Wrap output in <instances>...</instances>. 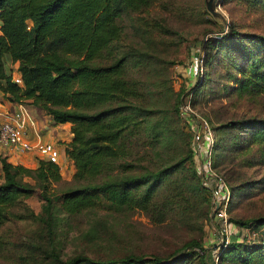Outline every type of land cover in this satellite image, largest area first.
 <instances>
[{
  "label": "rangeland",
  "instance_id": "374dc122",
  "mask_svg": "<svg viewBox=\"0 0 264 264\" xmlns=\"http://www.w3.org/2000/svg\"><path fill=\"white\" fill-rule=\"evenodd\" d=\"M216 8L223 14L222 19L215 18L206 9L205 0H150L140 8L123 9L117 16L122 28L120 36L111 41L103 57L94 61L110 63L122 58L123 76L136 81L138 90L137 96L127 102L153 110L150 119L156 123L160 136L147 154L143 131L137 129L127 139L131 166L125 171H112L108 176L140 172L146 163L153 169H161L181 159L157 182L153 195L157 207L151 212L139 207L118 208L103 199L75 212L67 211L60 197L75 184L74 169L70 174L65 167L61 168L65 166L61 160L57 163L61 178L45 188L54 200L51 209L53 243L45 223L44 199L36 192L22 196L10 206L9 218L0 223V264H61V259L74 253L113 258L131 252L145 257L159 256L162 264L212 262L211 250L220 240L219 229L216 221L210 223L205 219L206 196L193 174L188 152L190 141L177 115L176 103L177 89L186 90L195 81L196 75L190 76V70L195 69L197 60L205 54L202 39L219 31L223 36L206 51L207 75L197 87L192 102L195 109L208 115L213 125H218L215 128L218 163L233 186L229 218L249 221L264 215V141L251 139V131L245 124L229 127L226 124L229 119L240 117L264 121V92L247 93L235 88V80L241 76L240 67L251 55L261 52L256 38L264 34V0H218ZM27 24L31 25L30 19ZM7 65L12 72L16 64L9 61ZM0 100L5 107L3 112L12 109L16 102L9 100L1 87ZM20 101L31 117L27 123L31 142L38 140L33 138L34 134L41 140H53L62 151V158H69L65 147L73 137L70 122L65 121L69 125L63 127L68 130L69 138L43 139L37 134L41 121L36 116L47 113L45 108L35 105L30 97H22ZM117 104L108 101L91 110ZM143 113L145 111L140 110L137 116L142 117ZM13 152L17 153L13 156ZM13 152L6 153L0 145V153L13 163L35 167L42 158L33 147ZM1 166L0 159V180ZM23 178L38 183L28 174ZM237 233L246 241L260 236L259 232L246 236L244 230ZM192 238L201 240L204 248L194 246L196 254L189 250L193 247L185 248L180 256L184 258L170 260L177 254L171 255L172 250L184 247L185 241ZM179 251L181 253L182 249ZM221 264L241 263L237 257H226Z\"/></svg>",
  "mask_w": 264,
  "mask_h": 264
},
{
  "label": "trees",
  "instance_id": "16d2710c",
  "mask_svg": "<svg viewBox=\"0 0 264 264\" xmlns=\"http://www.w3.org/2000/svg\"><path fill=\"white\" fill-rule=\"evenodd\" d=\"M149 2L150 0H0V87L7 93L9 100L18 101L22 97H30L35 105L45 108L53 122H70L73 137L65 151L74 165L72 178L75 184L60 197L61 204L67 211L75 212L107 199L118 208L139 207L151 212L157 207L153 200L157 182L168 174L167 169L170 170L181 161L178 159L174 164L161 169H153L146 163L140 172H126L114 178L108 176L112 171H125L131 166L127 157L131 155L127 139L137 129L143 131L141 134L145 138L142 141L147 154L148 148H152L155 139L160 137L156 123L150 119L153 110L127 102L137 96L138 90L136 81L123 76L122 58L110 63H94L104 56L111 41L120 36L122 28L117 21L120 11L137 9ZM28 19L31 20V25L27 24ZM222 36L223 33L219 31L216 35L202 39L201 47L205 53L202 57V74L199 77L196 75L195 81L186 90L177 89L176 103L177 115L190 141L188 152L193 174L206 196L205 219L210 223L214 220L210 189L202 183L198 173L189 124L190 115L184 118L180 114L179 103L183 92H191L193 105L197 87L205 81L208 71L206 51ZM256 40L261 52L251 55L245 61L246 64L240 67L241 76L235 80V88L240 92H264V34L259 35ZM9 61H18L22 84L12 80L7 65ZM190 72V76H194L196 69H191ZM108 101L118 104L91 110ZM140 110L145 111L142 117L137 116ZM202 114L210 122L215 135L218 125H213L208 115ZM226 124L228 127L245 124L251 131V139L264 141L262 119L240 117L229 119ZM213 148L212 164L217 173L229 183L233 194V186L219 167L216 137ZM7 157L0 153V223L9 218L12 214L10 206L20 197L36 192L44 199L43 206L47 212L45 223L53 243L51 236L54 219L51 209L54 200L46 193L45 188L51 181L61 178L59 165L42 157L35 167H28L13 163ZM24 174L31 175L38 183L24 179ZM229 209L230 203L228 211ZM229 219L240 227L253 228L260 236L246 241L237 232L232 233L228 243L219 252L218 264L226 257H237L241 264H264V215L249 221ZM184 244V247L172 250L171 255L174 252L177 254L170 260L180 261L184 258V255L182 258L180 256L185 248L193 247L189 250L194 254L197 251L194 246L204 248L202 241L197 238L185 241ZM161 260L156 255L145 257L132 252L113 258L74 253L61 259V264H162Z\"/></svg>",
  "mask_w": 264,
  "mask_h": 264
},
{
  "label": "built area",
  "instance_id": "2783aa9c",
  "mask_svg": "<svg viewBox=\"0 0 264 264\" xmlns=\"http://www.w3.org/2000/svg\"><path fill=\"white\" fill-rule=\"evenodd\" d=\"M195 69V75L199 77L203 71L202 58L197 60ZM11 78L16 83L22 84V78L17 65H15L14 70L11 72ZM191 95V92H183L181 94L179 103L180 114L184 118L190 115L189 124L192 132V144L195 150L198 173L202 183L210 189L212 217L218 223L220 240L215 242L217 246L211 250L213 260L209 264H218L219 252L228 243L232 233L244 230L246 236H251L255 235L258 231L251 227H240L229 219L228 206L232 189L226 179L217 173L212 164L215 141L214 130L208 119L192 105ZM29 118H31L30 114L20 100L14 103L12 109H6L0 118V145L3 146L6 153L29 150L33 147L41 157L60 163L62 151L56 142L41 139L31 142L28 134L30 129L27 127Z\"/></svg>",
  "mask_w": 264,
  "mask_h": 264
},
{
  "label": "crops",
  "instance_id": "0c3cea01",
  "mask_svg": "<svg viewBox=\"0 0 264 264\" xmlns=\"http://www.w3.org/2000/svg\"><path fill=\"white\" fill-rule=\"evenodd\" d=\"M14 64L17 65L18 61H14ZM0 102H1V100H0ZM3 105H4L3 103H0V114L3 112L2 110L5 108V107L4 108L2 107ZM0 117H1V115H0ZM36 117H37V119H40V121H41V125L38 126V124H37V126H38L37 134L38 133L41 134V137L43 139L45 137H46V139H52V138H56V137L61 139V138H64L65 136H67L68 130H66L63 127H65V126L68 127L69 122H62V123L61 122H58V123L53 122L51 120V118H50V114L49 113L43 114L42 117H40L38 115ZM34 119H35V122L37 123L36 118H34ZM33 138L34 139H39L38 135H35V134H34ZM67 138H69V136H67ZM15 153H17V152H13L12 155L14 156ZM62 163L65 166H63L61 168L65 167L66 170H68L69 173L71 174L73 169H74V165H73L72 159H69L68 157L67 158L63 157L62 158Z\"/></svg>",
  "mask_w": 264,
  "mask_h": 264
},
{
  "label": "water",
  "instance_id": "95a60500",
  "mask_svg": "<svg viewBox=\"0 0 264 264\" xmlns=\"http://www.w3.org/2000/svg\"><path fill=\"white\" fill-rule=\"evenodd\" d=\"M217 1L218 0H205V7L215 18L222 19L223 14L216 8Z\"/></svg>",
  "mask_w": 264,
  "mask_h": 264
}]
</instances>
